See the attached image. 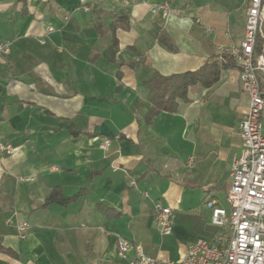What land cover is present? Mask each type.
<instances>
[{
  "label": "crops",
  "instance_id": "obj_1",
  "mask_svg": "<svg viewBox=\"0 0 264 264\" xmlns=\"http://www.w3.org/2000/svg\"><path fill=\"white\" fill-rule=\"evenodd\" d=\"M249 3L0 0V44L10 45L0 142L13 148L0 152V264H130L136 252L122 256V239L158 264H182L190 244L215 241L207 203L228 208L250 102L240 70L221 69L150 121L146 84L238 47ZM53 192L69 201L46 204ZM158 204L172 210L170 236L158 232ZM18 221L30 227L25 238Z\"/></svg>",
  "mask_w": 264,
  "mask_h": 264
},
{
  "label": "built area",
  "instance_id": "obj_2",
  "mask_svg": "<svg viewBox=\"0 0 264 264\" xmlns=\"http://www.w3.org/2000/svg\"><path fill=\"white\" fill-rule=\"evenodd\" d=\"M158 9L167 14L169 6L159 5ZM48 31L54 29L50 27ZM259 37L262 48L261 53L256 54ZM9 52V44H0V57ZM224 54L238 66L241 88L250 101L238 127L242 152L232 164L228 208L219 207L215 200L207 203L212 211V224L220 228L218 237L215 241L199 239L190 244L182 264H264V0H250L243 40L238 47L220 49V55ZM101 148L106 150L108 143ZM0 152L10 155L13 148L0 142ZM155 220L160 235H172L169 207L156 205ZM17 228L20 237L25 238L30 227L18 221ZM133 249L136 254L130 264H158L157 259L146 256L132 242L122 239L118 243L122 256Z\"/></svg>",
  "mask_w": 264,
  "mask_h": 264
},
{
  "label": "trees",
  "instance_id": "obj_3",
  "mask_svg": "<svg viewBox=\"0 0 264 264\" xmlns=\"http://www.w3.org/2000/svg\"><path fill=\"white\" fill-rule=\"evenodd\" d=\"M117 22L124 20L118 16ZM117 24L112 26L117 28ZM127 28V26L123 27ZM114 45L116 42L114 41ZM262 39L258 38L256 54L261 53ZM114 53V52H113ZM112 53V54H113ZM218 61L206 64L197 72L185 73L183 75L162 77L156 75L146 86L150 96L151 109L148 113V121L162 112L175 113L178 111L179 101H188L189 89L196 85L204 88L211 87L216 83L220 76V70L230 66H236L235 61L228 55H221ZM69 200L62 197L59 192H53L46 201V204L58 203L65 204Z\"/></svg>",
  "mask_w": 264,
  "mask_h": 264
},
{
  "label": "rangeland",
  "instance_id": "obj_4",
  "mask_svg": "<svg viewBox=\"0 0 264 264\" xmlns=\"http://www.w3.org/2000/svg\"><path fill=\"white\" fill-rule=\"evenodd\" d=\"M262 128H263V133H264V119L262 120ZM219 228V227H218ZM220 229V228H219Z\"/></svg>",
  "mask_w": 264,
  "mask_h": 264
}]
</instances>
